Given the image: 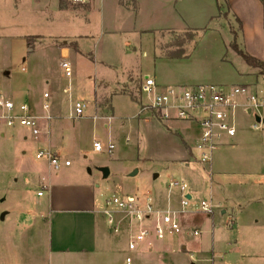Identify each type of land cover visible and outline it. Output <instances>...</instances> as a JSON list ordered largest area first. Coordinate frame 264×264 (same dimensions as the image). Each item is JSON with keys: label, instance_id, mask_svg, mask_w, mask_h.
Listing matches in <instances>:
<instances>
[{"label": "rangeland", "instance_id": "1", "mask_svg": "<svg viewBox=\"0 0 264 264\" xmlns=\"http://www.w3.org/2000/svg\"><path fill=\"white\" fill-rule=\"evenodd\" d=\"M57 1L0 0V92L4 96L13 95L16 103L30 104L37 96L40 98L44 91L52 90L54 85L59 89L68 88L69 82L60 67L61 54L57 50L65 35L104 33L99 14L81 15L78 18L70 13L60 15L54 12ZM43 5L48 6L47 16L42 12ZM17 7L20 8L18 13L14 12ZM137 7L140 8L138 23H127L129 29L117 32L115 37L120 45L127 42L137 49L135 58L121 57L124 65L134 67L132 79L127 81L123 91L122 84L115 82L110 87H106L108 84L99 85L105 95L85 103L88 105L86 114L89 115L92 108L104 117L108 113L105 99L109 100L113 92H126L139 99L141 107L127 96H116L112 101V119L95 121L82 118L78 123V120H70L66 116L69 110L67 104L65 107L66 101L61 99L63 103L59 114L62 115V124L66 128L81 124L83 130L76 142L71 140L65 143L67 151L60 159L62 163L66 158L70 159L71 169L79 168L83 176L98 179L104 200L113 195L154 193V184L165 189L171 179L182 180L186 177L182 174L186 164V157L182 156L184 143L193 147L190 138L196 136L200 129L187 121L167 123L159 114L140 113L145 107L144 103L149 101L148 96L142 97L140 92L146 76L155 77L158 83H164L163 86H234L250 83L248 77L242 76L245 72L236 58L238 54L230 47L234 40L230 24L238 30L234 17H230V24L211 18L214 13L217 14V10L213 5L211 10L205 0H140ZM31 10L32 21L26 22ZM223 17L228 20L229 16L221 14L218 18ZM166 29L173 33L165 38ZM33 34L41 35L44 43L36 44L30 53L23 37ZM191 34L194 39L186 40ZM171 35V40L177 44L186 41L183 48L185 56L178 57V47L171 49L177 55L171 58L166 52L163 54L159 47L155 49L153 46L168 42ZM30 40L35 45L34 39ZM79 44L85 50L91 48L89 40ZM75 69L81 79L92 77L86 82L94 85L95 73L91 61L77 57ZM255 69L264 71V68ZM124 73L123 69L119 71L120 76ZM110 74L108 70L100 69L101 78L109 82L115 79V74ZM80 83L82 80H75L79 88L82 87ZM38 109L41 110L42 106ZM238 115V142L228 149L232 156L222 168L232 172L227 171L233 176L232 181L228 183V188L212 197L215 206L221 200V209H228L233 226L227 224L228 228L224 230L217 227L213 232L211 221L205 220L200 227L202 234L199 237L190 236L193 230L188 228L190 231L185 232L183 228L181 235L164 241L158 240L151 232L141 250L135 252L127 251L126 242L122 240L124 246L114 249L111 264H124L129 253L133 256L132 264H264V229L249 228L256 224V220L259 221L257 225L263 224L264 218V207L256 203L264 190V179L258 178L264 175V161L261 159L264 155V124L256 123V111L249 115L241 110ZM256 124L259 129H254ZM12 136L8 133L5 141L0 139V264H50L46 246L42 247V240H32L23 220L27 212L24 201L36 193L38 181L37 177H31L30 171L42 165V174H46L45 160H36L37 146L30 139L24 141ZM95 141L101 143L105 151L96 152ZM109 144L115 146L113 151L107 150ZM78 146L82 154L77 152ZM21 150L26 151V155H21ZM194 165L190 169L195 167L203 171L202 165ZM203 165L208 172L209 164ZM103 169L109 170L108 178L104 177ZM135 171L140 172L137 177L129 176ZM59 172H63V169ZM155 175H160V178L153 182ZM190 177L192 181L195 178L193 175ZM201 191L200 200H210L209 185L207 190L204 186ZM218 208L214 213L220 212ZM7 212L9 215L3 220ZM190 216L180 218L182 225L192 218ZM232 240H237L238 246L228 247L227 242ZM182 244H188L187 252L181 248ZM149 246H153L152 251H149Z\"/></svg>", "mask_w": 264, "mask_h": 264}, {"label": "crops", "instance_id": "2", "mask_svg": "<svg viewBox=\"0 0 264 264\" xmlns=\"http://www.w3.org/2000/svg\"><path fill=\"white\" fill-rule=\"evenodd\" d=\"M205 1H208L211 10L212 5L217 10L218 15L214 13L211 18L223 20L224 22H228V24H230V17L235 18L238 30L236 31L234 27H231V24L230 29L231 31L234 30L237 33L239 46L254 58L264 62V8L261 0ZM139 3L140 0H135V3L131 0H87L85 4H72L63 0H58L55 4L54 12L60 15L70 13L72 17L78 18L81 15L89 16L93 13L99 14L101 29L104 33L100 35H95L94 33L84 35H65V40L61 42L60 46L57 47V50L61 54V62L64 60L68 61L73 68L72 78H67L69 82L68 88L65 87L63 89H59L54 85L52 90L44 91L40 98L37 96L34 101L28 104L32 114L40 118L39 124L41 134L38 137H35L30 130L28 131V129L0 126V139L5 141L8 133H11V135L16 137L18 136L24 141H28L30 139V141L37 146L36 156L40 150L45 149H51L58 157H61L62 155L64 156L67 151L65 143L68 141L71 142V140L76 142L79 139V134L82 132L83 128L81 124H75L72 128H66L62 124L63 120L60 117L62 115L59 114L62 109V103L66 101L65 107L67 104V109L69 110L66 116L69 118V113L74 102H88L93 98L102 96V94L105 95L104 90L101 91L99 85L108 84L109 86L106 87H110L111 83L115 82L117 85L122 84L121 88L123 91L125 90L124 87L127 86V81L132 79L134 67L129 68V66L124 65L121 57L124 56L129 59H133L136 57L135 55L137 53V49L135 46L131 45V43L127 42L120 45L116 41L115 37L117 36L116 34H118L117 32L127 31L129 29L127 28V23H134V21L135 23H138L140 8H138L137 5ZM47 7L48 6L43 5L42 12L46 13ZM19 11V7L14 10V12L17 13ZM221 14L224 16L228 15V20L224 17L218 18ZM45 15L47 16V13ZM32 18L33 12L31 10L30 14L26 17V22L29 20L32 21ZM237 19L240 20L241 25L238 24ZM120 21L122 22L119 24ZM89 27L90 25L88 28ZM172 33L173 32L171 30L165 31L163 37L166 38ZM23 38H25L26 41L28 39H34V48L36 47V44L42 45L44 43L42 36L39 34H33L31 36L28 35ZM172 38L173 37L171 35L168 42H165L164 44L160 42L158 43L159 45L153 44V46L155 49L156 47H159V50L161 49L163 54L166 52L165 54L169 55L171 58H175L177 55L171 49L176 47L179 48L180 44L171 40ZM88 40L91 43V48L85 50L79 43L86 42ZM77 57L82 58L83 60L88 59L92 62L95 73L93 86L86 82L88 78L92 80V77L87 76L81 79L80 75H78L77 70L75 69ZM239 57V55L236 56L238 61L242 64L243 71L245 72L242 76L248 77V79H250V83L234 86H248L254 92H257L264 97V71L258 72L255 68L247 65V63ZM100 69L108 70L109 74L111 73L110 75L114 73L115 75L112 76L115 79L111 82L104 80L101 78V75H99ZM122 69L125 73L120 76L119 71ZM77 79L80 81L82 80V83H80L82 87L80 88L78 87V84H75V80ZM158 84L161 86L164 85L162 82H159ZM45 93L50 94L49 103L51 105V109L49 112H46L43 108L46 103V100L44 99ZM5 96L10 100H16L13 95L8 94ZM116 96H127L141 107L140 100L132 97L130 93L113 92L110 94L109 100L105 99L108 104L106 109L108 110V113L106 116H100V114L96 113L95 110L91 108L89 115L86 114V117L84 118H92L95 121L112 119L110 116L114 114L112 101L113 97ZM14 102L16 103V101ZM16 104H19V102ZM40 105L42 106L41 110L38 109ZM240 111L241 110H238L235 116L236 125L237 117L240 116L238 115ZM262 112H264V108H261L258 111L257 116L264 119ZM249 115H252V113H249ZM47 117H51L52 119L49 121L46 119ZM77 120L78 123L81 122V119ZM106 125L107 124H105V127H107ZM237 134L238 130L235 137H226L219 144L214 152L212 162L209 165L206 164L209 167L208 172L206 167L202 163L198 162L194 156L200 138V130L196 136H192L190 138L194 144L193 147L184 143L185 145L182 150V156L184 155L186 157L184 160L186 164L183 168L184 171L182 174L186 177L181 181H185L189 184L190 192L196 199L200 200V196H202L201 189H203L204 186L207 190L209 185L210 200L208 201L210 202H212V197H215V195L219 194L222 190L228 188V183L232 181L231 177L233 176L227 173V171L230 173L232 172L222 168L226 164L227 160L232 156L231 151L228 149L237 144ZM77 152L82 154V150L79 146L77 148ZM20 154L26 155V151L21 150ZM261 159L264 161V155L261 156ZM69 160L70 159L68 158L65 159V161ZM39 161H43V159ZM193 164H195L194 166L202 165L201 168L204 172L199 171L195 167L190 169ZM45 165L47 169L46 174H42V165L35 166V168L30 171L32 178L36 179L37 177V188L36 193H33L32 198H29L28 196H26L28 198L25 197L26 201L24 202L27 212L26 217L24 216L23 220L24 226H26V228H28L31 232L32 240H40V242L42 240V242H44H41V244L42 247L46 246L47 248L50 264H111L112 252L114 249H120L124 246L122 240L126 242L125 249L128 251L127 242L129 241V231L126 226L123 227L121 233L119 234H115L111 229L108 223V218L105 214L106 201L108 199L104 200L101 186L97 184L98 179H90L83 176L79 168L71 169L72 163L69 167L63 165V168H61L63 169V172H59L60 170L55 171L47 160H45ZM135 172H137V177L140 172ZM132 174L129 176L135 177L132 176ZM191 175L195 177L193 181L190 177ZM260 177L264 179V175H259L258 178ZM159 178L160 175H155L153 182L157 181ZM154 185L156 186V191L152 194L161 205H164L168 197L169 183H167L165 189H161L156 184ZM41 192L43 193V196H38ZM135 195L144 194L140 193ZM124 196L133 195H123L121 197ZM180 200L181 195L178 192H174L172 194V203L176 209L180 206ZM220 202L222 201L219 200V205H216L220 210L218 213H213L211 215H205L202 213L189 214L192 218L187 221V223L183 224L184 231L186 232L189 228L193 230L192 232L198 230L202 234L200 227L204 224L205 220L211 221L213 232L217 227L222 230L227 229V224L229 226V222L227 223V220L228 218H231V215H228V209H221L220 204L222 203ZM224 202L226 203V200H224ZM256 203L264 207V190L257 198ZM8 215L9 212L5 213L3 215V220H6ZM255 223L256 224L249 226V228L254 230L264 229V218L263 224L257 225L259 223L258 220H256ZM189 231L190 230H188V232ZM191 234L193 233H190V236H192ZM237 244V240L227 242L228 247H236L238 246ZM182 245L181 248L187 252L188 244ZM166 251H170V248ZM172 251L174 250L172 249ZM128 257L133 258V256L129 253L125 257L124 264H126V259Z\"/></svg>", "mask_w": 264, "mask_h": 264}, {"label": "built area", "instance_id": "3", "mask_svg": "<svg viewBox=\"0 0 264 264\" xmlns=\"http://www.w3.org/2000/svg\"><path fill=\"white\" fill-rule=\"evenodd\" d=\"M72 4H85L87 0H63ZM65 77L73 76V68L68 61L60 64ZM140 92L147 95L149 101L144 103V109L140 113L151 112L159 114L163 121H187L194 123L200 129V138L196 147L195 159L202 164H210L214 152L224 138H233L236 135L235 116L238 110L252 114L264 108V97L254 92L248 86H216V85H176L161 86L152 76H146L143 80ZM46 103L43 108L49 112L50 94L45 93ZM88 105L85 101H76L72 105L69 118L72 120L86 117ZM51 120V117H47ZM40 118L33 115L28 104H16L0 92V126L8 128L20 127L30 130L33 136L41 134ZM258 124V123H257ZM254 129H259L258 125ZM96 152L105 151L104 146L94 143ZM108 151L114 150V145L107 147ZM37 160L45 159L50 166L58 171L63 165L69 167L71 162L62 163L60 157L51 149L40 150ZM178 192L181 195L180 206L176 209L172 203V194ZM38 196H43L39 193ZM218 207L208 200H198L192 196L190 186L181 180H171L168 185V197L164 205H161L152 193L133 196H113L106 201L105 214L108 223L115 234L121 233L124 225L129 231L128 250L140 251L143 244L154 232L158 240L164 241L181 235L183 225L181 217L191 213L211 215ZM233 225V218L229 220V226ZM201 235L195 230L194 237ZM149 251L153 246H149ZM133 258L128 257L126 264H132Z\"/></svg>", "mask_w": 264, "mask_h": 264}, {"label": "trees", "instance_id": "4", "mask_svg": "<svg viewBox=\"0 0 264 264\" xmlns=\"http://www.w3.org/2000/svg\"><path fill=\"white\" fill-rule=\"evenodd\" d=\"M132 2L135 3V0H131ZM262 4H263V8H264V0H261ZM219 9H220V6H219ZM226 17V15H225ZM237 22L239 25H241V22L239 19H237ZM232 33L234 35V40L233 42L230 44V47L232 48V50H234L246 63L247 65H249L250 67H253V68H264V62H261L259 61L258 59L254 58L253 56H251L250 54H248L246 51H244L243 49H241V47L239 46L238 44V41H237V33L232 30ZM189 39H194V36L191 34V35H188L186 37V40H189ZM31 40L28 39L27 40V43H28V47H29V52L32 53L33 50H34V45L31 44L30 42ZM185 43L186 41L182 42L180 45H179V53H178V57H181V56H185V52L183 50L184 46H185Z\"/></svg>", "mask_w": 264, "mask_h": 264}, {"label": "water", "instance_id": "5", "mask_svg": "<svg viewBox=\"0 0 264 264\" xmlns=\"http://www.w3.org/2000/svg\"><path fill=\"white\" fill-rule=\"evenodd\" d=\"M249 113L251 114V112H249ZM255 119H256V122L258 124H264V119H262L261 117L256 116ZM102 171H103L104 177L108 178L109 177V170L108 169H103ZM136 175H137V172H134L132 174V176H136Z\"/></svg>", "mask_w": 264, "mask_h": 264}]
</instances>
